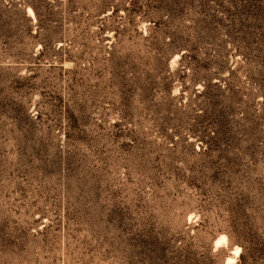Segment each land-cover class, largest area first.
<instances>
[{
    "label": "rangeland",
    "instance_id": "rangeland-1",
    "mask_svg": "<svg viewBox=\"0 0 264 264\" xmlns=\"http://www.w3.org/2000/svg\"><path fill=\"white\" fill-rule=\"evenodd\" d=\"M26 2L0 0V264H264V0L163 26L167 62L153 0Z\"/></svg>",
    "mask_w": 264,
    "mask_h": 264
},
{
    "label": "trees",
    "instance_id": "trees-1",
    "mask_svg": "<svg viewBox=\"0 0 264 264\" xmlns=\"http://www.w3.org/2000/svg\"><path fill=\"white\" fill-rule=\"evenodd\" d=\"M35 1L36 0H27L26 4L27 6H29L33 14L37 17L39 10ZM207 2L208 0H153V5L149 3L144 4V15L146 16V20L150 21V23L152 24V32L161 33V36L156 39L154 47H156V52L159 53L160 56L165 58L166 62L173 53L181 51L182 48L176 39L164 42V36L162 35L163 30L161 28L163 26L165 27L172 24L174 21H176L175 19L178 20L180 19V17L182 18L188 14L191 15V17L194 16V20L196 23L201 22L206 25V23H209L210 21L208 22V18L206 16H204L202 19L200 18L199 14H201V10H197V7L202 6ZM128 4L130 6V8L128 9L129 13L132 16L140 13V8L137 6L140 4V0H129ZM162 15L166 16L165 21H162ZM153 16H158L159 18L154 19ZM144 38H148V35H146V37ZM182 57L183 54H181L180 59ZM133 58H137L141 61V59L136 57L133 52H130L124 56L122 61H118L116 63V65L120 70H122V72H124L125 74H132L131 78H129V80L127 81V84H124V86H126L128 89L137 88V84L135 82V74L139 69L137 68V65L131 62ZM220 133H222V135L230 137L231 139H235L236 136L235 131L232 132L230 130H221ZM243 137L246 141H248V143L250 142L251 145L255 144V142H257V140L259 139L257 128L254 125L249 124L245 128V130H243Z\"/></svg>",
    "mask_w": 264,
    "mask_h": 264
}]
</instances>
